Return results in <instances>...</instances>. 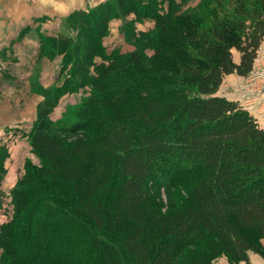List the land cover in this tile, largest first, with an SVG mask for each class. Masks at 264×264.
<instances>
[{"label": "trees", "instance_id": "obj_1", "mask_svg": "<svg viewBox=\"0 0 264 264\" xmlns=\"http://www.w3.org/2000/svg\"><path fill=\"white\" fill-rule=\"evenodd\" d=\"M166 2L164 12L148 13L158 26V40L150 39L157 77L123 113L97 106L108 125L95 143L49 135L57 94L41 103L28 132L39 162L27 160L11 190L0 264H209L221 254L251 264V251L264 257V127L239 99L217 93L227 75L253 69L264 0H236L231 15L217 11L224 0ZM131 57L119 53L99 66L105 86ZM145 68L141 83L149 86ZM185 164L199 172L191 194L178 208L158 210L147 177ZM185 248L191 253L179 261Z\"/></svg>", "mask_w": 264, "mask_h": 264}, {"label": "rangeland", "instance_id": "obj_2", "mask_svg": "<svg viewBox=\"0 0 264 264\" xmlns=\"http://www.w3.org/2000/svg\"><path fill=\"white\" fill-rule=\"evenodd\" d=\"M235 1L224 0L223 7H216L218 13L225 8L231 15ZM129 7L117 0H0V224L9 218L11 190L23 176L26 161L39 162L25 135L42 102L57 94L49 114L56 130H46L49 135L69 145L95 143L108 125L103 113L97 117V106L114 116L150 90L157 77L150 39L158 40V26L148 13L164 12L167 2L140 0ZM119 53H130L131 60L105 86L98 68ZM233 53L237 60L240 51L234 48ZM141 68L149 86L141 83ZM230 81L227 78L224 87ZM169 174L147 177L149 198L160 211L183 205L199 177L194 164ZM190 253L185 248L178 260Z\"/></svg>", "mask_w": 264, "mask_h": 264}, {"label": "built area", "instance_id": "obj_3", "mask_svg": "<svg viewBox=\"0 0 264 264\" xmlns=\"http://www.w3.org/2000/svg\"><path fill=\"white\" fill-rule=\"evenodd\" d=\"M240 102L258 119H264V45L258 50L253 69L242 80Z\"/></svg>", "mask_w": 264, "mask_h": 264}, {"label": "crops", "instance_id": "obj_4", "mask_svg": "<svg viewBox=\"0 0 264 264\" xmlns=\"http://www.w3.org/2000/svg\"><path fill=\"white\" fill-rule=\"evenodd\" d=\"M239 58L237 60H239ZM227 78H229V80H231L232 82L230 81V85L224 87ZM242 80L243 77L238 76L236 74L227 75L225 81L223 82L217 93L219 95H224L230 98L239 99L241 97L240 96L241 91L239 85L241 84ZM259 122L260 125L264 127V119L263 121L259 120ZM25 137L29 140L28 132L26 133ZM262 242L264 244V239L262 240ZM249 255H250L251 264H264V257L261 254L251 251ZM209 264H232V263L230 262L226 254H221L218 257H216L214 260H212ZM239 264H247V263L245 261H241Z\"/></svg>", "mask_w": 264, "mask_h": 264}]
</instances>
